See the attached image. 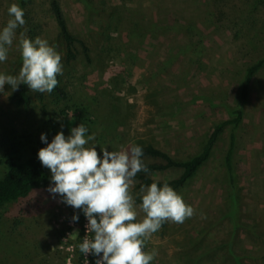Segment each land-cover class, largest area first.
I'll list each match as a JSON object with an SVG mask.
<instances>
[{
    "label": "rangeland",
    "instance_id": "1",
    "mask_svg": "<svg viewBox=\"0 0 264 264\" xmlns=\"http://www.w3.org/2000/svg\"><path fill=\"white\" fill-rule=\"evenodd\" d=\"M21 1L0 0V30L13 3L26 21L0 62V74L19 75L20 33L33 41L40 37L61 55L57 79L66 99L52 91L38 92L39 100L22 84L18 89L24 88L30 104L16 108L8 97L17 90L5 85L0 143L22 132L48 139L63 131L68 137L83 124L85 138L95 134L86 147L96 146L101 158L104 148L150 145L173 161H186L218 123L234 117L245 70L264 55V0H59L69 31L83 39L90 57L84 63L76 44L68 64L45 2ZM109 18L112 24L105 23ZM4 171L0 150V178ZM180 172L146 176L170 181ZM46 173V188L0 207V264H84L72 220L77 209L48 191L55 185ZM135 184L134 197L140 191ZM175 191L194 215L182 224L165 222L153 234L145 246L158 253L151 264H264V65L249 81L239 124L221 128L206 162ZM143 217L140 212L138 221Z\"/></svg>",
    "mask_w": 264,
    "mask_h": 264
},
{
    "label": "clouds",
    "instance_id": "2",
    "mask_svg": "<svg viewBox=\"0 0 264 264\" xmlns=\"http://www.w3.org/2000/svg\"><path fill=\"white\" fill-rule=\"evenodd\" d=\"M8 14L11 18L0 30V62L6 61L17 29L26 24L24 11L17 4L9 7ZM19 48L22 68L18 76L0 74V93L5 85L16 91L22 84L33 92L51 93L58 86L57 76L63 74L61 55L47 40L36 37L33 41L24 33H20ZM87 131L80 124L68 137L58 132L51 143L41 135L47 147L38 151V159L50 170L55 185L48 191L83 211L87 232L94 233V238L85 236L79 250L84 256L102 254L95 264H151L158 253L146 252V242L165 222L182 224L193 217L194 209L167 183L158 187L155 182L141 186L138 195L142 203L137 205L132 194L136 176L149 171L142 159V147L132 145L111 152L104 148L101 158L96 146L86 147L95 140V134L85 138ZM140 212L144 217L138 221ZM78 219L72 217L73 221Z\"/></svg>",
    "mask_w": 264,
    "mask_h": 264
},
{
    "label": "trees",
    "instance_id": "3",
    "mask_svg": "<svg viewBox=\"0 0 264 264\" xmlns=\"http://www.w3.org/2000/svg\"><path fill=\"white\" fill-rule=\"evenodd\" d=\"M47 7V12L53 19L57 34L61 38L64 47V62L70 63L75 59V45L77 44L81 50L84 63L90 62L88 49L83 39L73 35L67 26V20L63 14L59 0H43ZM30 0H22L21 5L24 6ZM110 20L107 19L105 23ZM108 24H112L110 21ZM264 65V55L257 62L253 63L246 68L244 76L239 86L238 99L236 106L232 112L234 117L230 120H224L218 123L210 133L205 144L200 152L186 161L176 162L171 160L165 153L153 148L150 145L140 146L143 149V157H150L160 160L162 163L146 164L149 171L148 173H138L136 176L135 188L139 191L141 186H150L152 183H157L158 187H162L167 183L174 190L181 188L195 172L206 162L210 156L211 149L215 138L221 128L225 125L236 127L241 120V107L245 102L248 95L249 81L253 74ZM55 96L59 99H66V95L58 86L53 90ZM37 98L40 100V95L36 93ZM9 101L16 108L27 109L30 100L25 93L24 88H19L16 92L8 97ZM56 132L49 135L47 141H52ZM230 140H233V135H230ZM47 147V144L41 141L40 137L33 136L30 133L22 132L18 135H11L1 138L0 150L2 154L3 164L5 171L0 178V207L17 202L18 200L26 198L31 192L41 190L48 186L47 168L41 165L38 159V151L41 148ZM224 166L228 180H233V168L230 159H224ZM176 168L180 169V174L177 178L170 181H155L146 175L154 171H164L166 169ZM136 204H141L142 200L139 195L135 197ZM78 221L75 223L78 226L77 244H78V259L83 262V254L79 250V245L83 242V238L88 236L89 239L94 238V233L84 232L83 225L86 218L82 210L77 209ZM88 224V221H87ZM102 257V254H101ZM98 259L97 256L88 254L85 257L88 264H95Z\"/></svg>",
    "mask_w": 264,
    "mask_h": 264
},
{
    "label": "built area",
    "instance_id": "4",
    "mask_svg": "<svg viewBox=\"0 0 264 264\" xmlns=\"http://www.w3.org/2000/svg\"><path fill=\"white\" fill-rule=\"evenodd\" d=\"M86 225H87V219L85 218V219H84V225H83V229H84V232H85V233L87 232ZM85 257H86V256L83 255V263H84V264H87V260H85ZM100 258H101V257H98V259H100Z\"/></svg>",
    "mask_w": 264,
    "mask_h": 264
}]
</instances>
